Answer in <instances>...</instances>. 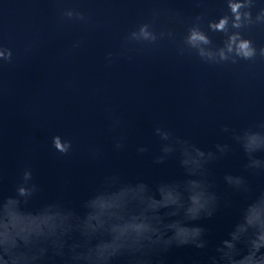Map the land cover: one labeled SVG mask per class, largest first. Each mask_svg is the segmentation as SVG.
Returning a JSON list of instances; mask_svg holds the SVG:
<instances>
[{"label": "water", "instance_id": "water-1", "mask_svg": "<svg viewBox=\"0 0 264 264\" xmlns=\"http://www.w3.org/2000/svg\"><path fill=\"white\" fill-rule=\"evenodd\" d=\"M242 3L234 27L230 0H0V264L264 261V0Z\"/></svg>", "mask_w": 264, "mask_h": 264}, {"label": "clouds", "instance_id": "clouds-1", "mask_svg": "<svg viewBox=\"0 0 264 264\" xmlns=\"http://www.w3.org/2000/svg\"><path fill=\"white\" fill-rule=\"evenodd\" d=\"M230 2H231L232 12L235 13L234 20H233V26L240 27V24L242 22V16L244 18H250L251 12L248 10H245L243 12L241 11V9H244L242 0H230ZM261 16H264V10H262L260 15H258L257 19H259ZM227 23H228V19L227 17H225V18H221L219 22L217 24H214L213 26L219 29H223ZM146 29H147V25H142L140 28V33L143 36L148 37L151 34L147 32ZM152 38L154 39L155 37L153 36ZM188 40L189 42L194 43V44L196 42L208 43L207 37L195 27L190 29ZM228 51L229 52L235 51L238 56H241L244 59H250L256 55V48L253 46L252 42L249 40H240L239 42H237L235 38H233L232 43L228 45ZM260 51H261V54L264 55V48H262ZM3 54H4L3 52H0V55H3ZM202 54H203V50H202ZM220 56L222 58L225 57V53L223 50H221ZM163 135L165 138H167V133H164ZM56 143L59 144L60 141L57 139ZM61 150L62 151L66 150V146L61 148ZM20 191L23 192L24 189L21 188ZM175 239L177 243L179 244L188 243L187 238H184V239L175 238ZM260 239L264 240V236H261ZM165 243H171V240L165 241ZM197 246L198 247L202 246V244H197ZM113 251H115V249ZM260 264H264V261H261Z\"/></svg>", "mask_w": 264, "mask_h": 264}]
</instances>
